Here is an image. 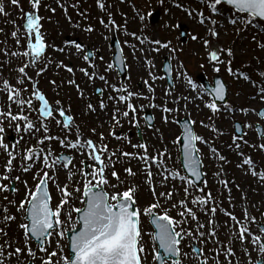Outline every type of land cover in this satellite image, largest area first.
I'll list each match as a JSON object with an SVG mask.
<instances>
[{
    "label": "snow or ice",
    "instance_id": "1",
    "mask_svg": "<svg viewBox=\"0 0 264 264\" xmlns=\"http://www.w3.org/2000/svg\"><path fill=\"white\" fill-rule=\"evenodd\" d=\"M31 10L25 12L20 0H11L12 5L21 7V18L25 21L23 25H16L13 21L14 29L10 35L15 41V49L12 50L0 47V57H7L8 66L17 73L15 77L17 85H13L9 79L3 78L2 69L5 66L3 59H0V154L6 157L3 170L0 171V193L13 194V198L5 196L7 204L0 205V224L10 225L11 222L18 221L17 238L15 243L8 236L5 227L0 226V264H182V257L187 256L181 245L185 238L197 241V246L191 247L192 253H199L198 264H234L236 256L233 244L239 241L241 252L247 258L246 264H264V217L257 220L248 207L242 208L243 217H237L234 211L221 209L233 223L224 227L229 229V243L224 244L219 239V229L216 227L215 213L218 210L217 202L211 191L204 192L197 182L207 184L204 176L203 166L205 158L211 157L214 161L220 162V169L216 175L224 171V165L231 163L228 156L216 147V141L226 133L220 129L214 122L205 123L199 121L200 125L215 135L212 139L205 137L195 131V120L185 118L181 122L178 115L169 114L179 113L181 107L186 111L189 101L199 99L213 116H217L221 111L232 114L237 111L236 107L230 102L220 104L218 101H225L227 95V85L222 79L215 80V86L211 88V100H205L200 92L195 96L188 95L176 96V89L173 85L165 91V101L163 104L155 103L156 89L148 80V94L142 92H133L129 86L121 84L119 86L110 84L105 75L97 70L96 52L88 51L87 46L76 40H65L64 46L49 43L46 40V33L43 31V20L45 17L40 15V9L43 6L42 0H28ZM165 0H159L163 4ZM57 3L66 14V19L71 21L72 17L67 15L68 8H77L78 5H68L65 0H57ZM97 7L102 12H107L105 0H96ZM175 7L184 11L190 19L204 27L205 36L199 37L193 33L191 40H201L206 50V59L214 72L219 73L221 66L225 67L227 73L236 80L243 79L250 85L257 88V98L264 102V84L257 85L251 76L242 70L232 67L233 60L237 55L234 47H224L223 45H212V40H219L222 33L235 32L238 36L251 28L257 29L256 34L251 36L257 48L264 52V39L259 38L260 33H264V0H199L203 5L201 9H193L181 3L180 0H172ZM47 10L55 13L56 9L50 5ZM204 8L208 10L205 13ZM166 12L170 10L166 9ZM0 14H7L3 0H0ZM83 15V14H81ZM109 20L100 18L99 22L106 29L118 32L121 25L117 24L115 19H111V13L108 12ZM149 16L151 13L148 14ZM141 22L145 16L137 12ZM51 19L50 17L48 18ZM169 21L165 23V29L176 27ZM80 27V25H76ZM95 29L91 24L84 28L85 32L91 33ZM3 29H0L2 32ZM23 31V37L21 36ZM125 35L134 37L140 47L130 45L133 53L136 51L144 52L143 64L146 65L151 81H156L158 77L152 69L155 68L153 59L148 58L149 52H161L162 49H170L169 55L176 53L178 49L171 47V41H164L160 38L151 39L146 36L138 35L136 32L129 33L126 24L123 26ZM108 39V37H104ZM4 41H0L3 44ZM125 44L129 41L125 40ZM153 47H144L145 44ZM235 43V42H233ZM52 48L54 51L75 56L87 65L80 67L79 71L88 78V82L96 79L103 81L105 85L112 89L116 95H109L108 101L115 103V108L111 119L115 124H120L121 118H129L130 123H135L140 127V121L136 114L138 108L143 110L145 105L134 104L133 98L149 100L148 107L160 109L162 121L165 124H176L179 126L178 134L170 133L173 136L172 145L177 147L176 158L181 160L180 168L186 170L188 175L181 171L169 167L167 160L172 159L173 155L167 145L157 148L154 153L149 152V145L145 143L135 144L132 147L142 149V152H126L123 149L114 150L109 154L108 145L104 143L97 144L91 138H86L75 117L70 115L71 104L67 108L63 106L60 99L50 102L45 92L39 86V77L46 73L51 66L57 70L63 69L73 76L72 79L58 83L51 79L48 83L53 90L58 93L63 83L74 87L81 100L85 99V90L75 78L76 67L71 63H65L63 59L54 58L47 50ZM74 49V51H72ZM123 50L121 49V52ZM244 50H241L243 54ZM25 58L19 65L12 68L13 58ZM103 60V57H99ZM140 60V57H137ZM259 59V57H257ZM125 58L121 56L119 63L123 65ZM264 62V61H262ZM203 67V65H201ZM112 69L109 63L104 71ZM167 71H172V65H166ZM184 65L180 62L179 77L181 82L190 89H196L197 84L193 82L191 76H188L183 70ZM30 70V71H29ZM264 78V71L260 72ZM169 79H173L169 76ZM30 85V88H29ZM95 91L103 96L104 89L96 88ZM204 91H209L205 89ZM28 93L27 97L24 95ZM6 97V98H4ZM167 97H172L173 106H169ZM181 101L183 105L181 106ZM34 102H38V107H34ZM125 105L122 110L120 105ZM15 105L17 111H13ZM107 102L102 98L99 100V108L106 109ZM199 107V105H197ZM85 109L91 113L96 111V105L90 100L85 103ZM240 113L247 116L255 114L258 119L264 120V108L255 109L251 107H240ZM36 113L35 119L32 113ZM190 115V113H188ZM147 127L154 128L151 123L155 116L145 115ZM5 122L8 127L13 128L18 134L15 143L11 145L4 140ZM53 122L60 129L59 135L51 134ZM244 128H252L251 123L243 125ZM96 132V129H92ZM242 131L240 122H235V131L231 136V142L227 144V149L234 152L238 161L236 167L245 175L253 177L258 183L264 185V167L261 163L254 160L251 155H246L244 147H251L257 151L264 152V139L258 144H250L244 135H237ZM256 131L264 133V128L256 125ZM21 133L29 134L35 138V144H29L27 147L18 148L20 141L24 139ZM43 133V135H37ZM111 135L117 139H126V136H117L113 130ZM158 140L164 139V134L156 130ZM75 137L73 139L72 137ZM100 140H104V134L99 133ZM55 140L62 148L77 150L86 160H81L82 168L73 171L75 165H72L74 156L68 154H54L51 141ZM49 143L46 144L45 142ZM203 146V147H202ZM207 148V152L204 151ZM120 156L127 157L130 163L136 159L142 163L145 183L148 185L151 201L141 206L137 197L139 185L130 183L123 191H120L122 184L127 181L121 180L119 172L115 170L116 162ZM19 158V159H18ZM91 163H88V161ZM39 165V166H38ZM72 165V168L69 166ZM155 168V172H154ZM90 169V170H89ZM112 169L110 175L115 178L116 183H111L106 171ZM22 174H31V183L29 179H21V175H13L14 171ZM52 174L50 175V171ZM64 171L66 178L72 181L73 187L69 190L67 183L61 185L58 182V173ZM127 177L138 175L132 167L123 169ZM79 176L77 182L75 177ZM160 176V187L163 191H157L154 177ZM181 182V188L185 196H191V199H179L173 202L174 195L180 191L176 188L175 181ZM9 181V183H5ZM169 181H172L169 185ZM23 186V192L19 198L15 194L21 193L17 183ZM52 182L59 193V199L53 203V196L49 184ZM221 186L228 190V199L230 203L233 200L231 188L232 181L222 179L219 181ZM190 188H198L200 195L192 196ZM239 188V185H237ZM243 192V190L241 189ZM247 200V194H244ZM73 200L79 202L76 206ZM195 205L201 208L211 219L207 222H201L197 212L189 205ZM10 208L15 209V213L10 212ZM175 210L176 216L170 215ZM178 217V219H177ZM145 221L147 223L145 224ZM195 221V229L185 227L184 225ZM208 225H212L208 228ZM255 225L257 231H253ZM207 228V231L205 229ZM8 237V239H4ZM55 237V248H51ZM65 239L67 243L65 244ZM21 240L23 244H21ZM212 241L219 247L211 250L212 255L207 254V249L200 248L199 243L207 246ZM35 245V247H33ZM253 252L257 253V258L253 259ZM223 255L224 261L219 257ZM149 257L151 260L149 261ZM235 264H241V261H235Z\"/></svg>",
    "mask_w": 264,
    "mask_h": 264
},
{
    "label": "rangeland",
    "instance_id": "2",
    "mask_svg": "<svg viewBox=\"0 0 264 264\" xmlns=\"http://www.w3.org/2000/svg\"><path fill=\"white\" fill-rule=\"evenodd\" d=\"M6 7V15L0 14V29H3L0 32V41H4L3 44H0V47L7 46L12 50H16L14 45L15 41L11 37L10 33L14 29L13 21H15L16 25H23V19L21 18V7L18 5H12L11 0H3ZM68 5H78L77 8L69 7L67 15L72 17L71 21L66 19V14L60 5L57 3V0H42L43 6L40 9V15L45 17L43 20V31L46 33V40L49 43H54L59 46H64L65 40H76L77 42H81L86 46H89L92 51L96 52V62H97V70L100 74L105 75L110 84H115L117 86L121 84H126L129 86V90L133 92H142L148 94L147 85L144 83L145 80H148L149 83L153 85L156 89L155 95L156 100L155 103L163 104L165 101V91L168 89L164 76L162 74V58L166 56L167 60L172 65V80L173 85L176 89V96L181 94L195 96L197 92H200L203 95L205 100H211V97L207 91H204L200 82L197 80L196 76L199 73H203L206 78L211 81L214 75H219L221 79L227 85V100L225 103L230 102L233 106L236 107L237 111L232 113L231 115L221 111L217 116H213L212 113L204 107L199 99L188 102V108L185 111L183 107H181V111L179 113H171L169 114L170 119L172 116L178 115V117H189L191 120H195L197 123L194 125L195 131L199 134L204 135L205 137L212 139L215 135L209 130L202 127L199 121L203 120L205 123L211 121L214 122L220 129H222L226 134L221 136L219 140L216 141V147L221 150L224 154H226L231 161V163H227L224 165V171L220 173V176H217L216 173L220 169V162L214 161L211 157L205 158L203 171H204V179L207 180V184L201 183L199 187L204 189V192L207 193L211 191L213 197L215 198L218 206V210L215 213V222L216 227L219 229V239L224 242L225 245L229 243V229L224 227L225 222L227 224H232L233 221L224 214L221 209H227L228 211H234L237 217L242 218V208L248 207L250 213L257 217V220H260L264 217V185L258 183L253 177L245 175L239 168L236 167V163L238 161L237 155L229 151L227 149V144L231 142V136L234 132L233 121H240L242 124L243 133L241 135L245 136V139L249 141L250 144H258L264 139V134L262 138H259L254 129V123L258 122L264 128V120L258 119L255 114H249L247 116L243 115L238 111L240 107H251L255 109L264 108V102L260 101L257 98H253L257 94V88L250 85L248 82L243 79L236 80L234 77L230 76L225 70L224 66H221V71L216 73L213 71L211 65L206 59V50L203 47L201 40H191V35L193 33L197 34L199 37L205 36V29L197 22L193 21L188 17V15L182 11L180 8H177L172 3V0H165L163 4L159 3V0H105L107 12H102L98 7L96 0H65ZM181 3L186 6H190L193 9H201L203 5L199 3V0H180ZM20 5H22L25 12L31 10V5L28 0H20ZM50 5L55 8V13L47 10V7ZM168 9L170 12H166ZM145 16L143 22H141L137 16V12ZM153 11H158V19L154 22H150L148 15ZM206 14H208V10L204 8ZM108 12L111 13V19H115L116 23L121 25V30L118 32H114L113 30L106 29L103 25L100 24L99 20L103 17L106 21L110 19ZM83 14V15H81ZM51 18L50 20L48 18ZM171 22L172 25H184L186 30V41L184 43L179 41V29L178 26L171 27L165 29V23ZM89 24L93 26L95 29L93 32L88 33L84 31ZM126 24L127 30L129 33L136 32L138 35L146 36L151 39L160 38L164 41H171V47L178 49L176 53H172L169 55L170 49H162L161 52H149L148 58L153 59L155 63V68L152 71L158 76L162 77L161 79H157L156 81H151L148 73V69L145 64H143V58L145 56L144 52L136 51L133 53V50L130 45H136L137 48L140 47L138 41L132 37L131 35H125L123 31V26ZM76 25H80V27H76ZM257 29L251 28L248 32L243 34V37L238 36L235 32L229 31L227 34L222 33L219 40H212V45L216 44L223 45L224 47H234L237 51V55L233 60L232 67L235 69H239L247 72L251 78L256 81L257 85L264 84V78L260 76V72L264 71V52L260 51L256 44L252 42L251 36L256 34ZM23 31H21V36L23 37ZM108 37L105 39L104 37ZM117 37V40L123 50V57L125 58V64L127 66V72L123 78H120L118 74H116V70L112 65V69L109 71H104L109 63H111V55L113 52V48L110 47L109 41L111 37ZM259 38L264 39V33L259 34ZM129 41L128 44H125L124 41ZM235 42V43H233ZM144 47H153L152 45L145 44ZM241 50L243 54H241ZM74 51V49L72 50ZM48 54H51L54 58L63 59L65 63H71L76 67L75 78L81 84V87L85 90V99L81 100L78 96L77 90L68 85L67 83H63L58 93L53 90L52 86L48 83L51 79H58V83L61 81H66L67 79H72L73 76L69 74L67 71L60 69L57 70L53 67H49L45 74L39 77V86L42 90H45V94L47 95L50 102H54L56 99H60L63 102V106L65 108L71 104V112L70 115L75 117L76 123L79 125V129L82 131L86 138H91L97 144L104 143L108 145L109 154L118 149H123L126 152H142V149H137L132 147V145L147 143L149 145V152L154 153L157 148H161L164 145L169 147L170 152L173 155L172 159L167 160V164L169 167H173L183 174L179 159L176 158L177 147L172 145L173 136L170 133L178 134L179 127L176 124H165L162 121V113L160 109H154L148 107L149 100L146 99H137L133 98V103L136 105L143 104L145 105L143 110L138 108L136 117L140 121V127H136L135 123H130L129 118H121L120 124H115L111 119L112 113L115 108V103L113 101H108L109 95H116L103 81L96 79L93 82H88V78L84 76L82 72L79 71L80 67H87L86 64L80 59H77L74 55L69 57L67 54V50L64 54L54 51L52 48L47 50ZM103 57V60H100L99 57ZM140 57V60L137 59ZM259 57V59H257ZM5 62V66L2 69L3 78L9 79L13 85H17L16 76L17 73L12 71L8 66L7 57H0ZM25 58L16 59L13 58L12 68H15L17 65L21 63V61ZM180 62L184 65V71L191 76L193 82L197 84L196 89H190L181 82V78L179 77V66ZM112 64V63H111ZM203 65V67H201ZM30 71V70H29ZM18 86V85H17ZM103 88V96H95V89ZM30 88V85H29ZM3 95V94H0ZM26 97L28 93L24 94ZM6 98V97H4ZM104 99L108 107L106 109L99 108V100ZM91 101L94 105H96V111L87 112L85 109V103L87 101ZM169 106H173L172 97H167ZM71 101V102H69ZM69 103V104H68ZM181 106L183 105V101L180 102ZM199 105V107H197ZM34 107H37V103L34 102ZM123 110L125 105H120ZM74 108V109H73ZM13 111H17L15 105L13 106ZM145 111H150L155 119L153 120L154 128H149L145 124L143 119V115ZM190 113V115H188ZM33 119L36 117V113H32ZM251 123L253 125L252 128H244L243 125ZM95 128L96 132H93L92 129ZM139 130V133L137 132ZM160 130L164 134V139L158 140L156 135V130ZM115 131L117 136H126L131 143H128L126 139H117L116 137L111 135L112 131ZM104 134V140H100L99 133ZM52 135H59L60 129L53 122L51 127ZM13 135L14 140L10 141L9 136ZM24 136V139L20 141L18 148L27 147L29 144H35V138L30 137L29 134L21 133ZM37 135H43V133H38ZM18 138V134L15 132L13 128L8 127L7 122H5V134L4 140L6 143L10 145L15 143ZM75 139V137H72ZM46 144L49 142L46 141ZM51 146L54 149V154L58 153H67L69 155L74 156V160L72 161V165H75L73 171H76L83 167L81 165V160H86V156H82L79 154L77 150L65 149L62 148L55 140L51 141ZM203 147V146H202ZM2 151V150H0ZM204 151L207 152V148H204ZM244 152L246 155H251L254 160L261 163V166L264 167V152L257 151L251 147H244ZM19 159V158H18ZM6 157L0 154V171L3 170V165L5 163ZM88 163H91L89 160ZM72 165L69 167L72 168ZM39 166V165H38ZM132 167L135 172L138 173L135 177H127V174L123 171L125 167ZM142 163L136 159H132L131 162H128L127 157L120 156L119 160L116 162L115 170L119 172L121 180L127 181V183L122 184L120 187V191H123L125 187L129 186L130 183H134L139 185V191L137 192V197L141 206L150 202L152 197L149 194L148 185L145 183L144 173L142 171ZM90 170V169H89ZM50 171V175L52 174V170ZM112 169H108L106 171V175L108 176L111 183H116L115 178L111 177ZM155 172V168H154ZM13 175H21V179H29L31 183V174H22L18 170L13 172ZM74 179L79 182V176ZM222 179H228L232 181L230 183L229 188H231V195L233 197L232 202L230 203L228 196V190L223 188L219 183ZM58 182L63 185L67 183L69 185V190L71 191L73 184L72 181L67 180L66 174L64 171H60L58 173ZM154 182L156 184L157 191H163L164 188L160 187V176L154 177ZM5 183H9V181H5ZM17 183V187L21 189V193L15 194V198H19L20 194L23 192V186ZM172 181H169V185H171ZM175 185L177 189H180L173 198V202L179 199H191V196H185L184 192L181 188V182L179 180L175 181ZM239 185V188H237ZM50 191L53 196V203H55L59 199V193L55 187V184L50 182L49 184ZM243 190V192L241 191ZM190 193L192 196L200 195L198 188H190ZM247 194V200L244 199V194ZM5 196H9V199L13 198V194L10 193H0V205L7 204V201L4 199ZM73 203L76 206H80L79 202L73 200ZM193 207V210L197 212V216L200 218L201 222H207L210 217L209 214H206L201 208H198L195 205H189ZM10 212L15 213L14 208H10ZM170 215L176 216V211L173 210L170 212ZM178 219V217H177ZM18 221L11 222L10 225L4 226L0 224V226L5 227V230L8 233V236L12 238V242L15 243L17 238V233L19 229L17 228ZM147 221H145V224ZM187 227H192L195 229V221H191L184 225ZM212 225H208L210 228ZM253 231H257L256 226H252ZM207 231V228L205 229ZM4 239H8V237H4ZM194 241L197 244V241L190 240L189 238H185L182 242V249L184 252L188 253L187 256H183L182 264H198L196 257H194V253L191 251L190 244ZM21 244L23 241L21 240ZM66 244V243H65ZM200 248L207 249V254L209 256L212 255L211 250L213 248L219 247L211 240L208 242L207 246L203 243H199ZM35 247V245H33ZM51 248H55V237H53V242L50 246ZM235 248L236 256L234 258L235 261H241V264H246L247 258L243 256L241 252V244L239 241H236L233 244ZM253 259L257 258V253L253 252ZM200 257V256H199ZM221 261H224V256L221 255L219 257ZM151 257H149V261Z\"/></svg>",
    "mask_w": 264,
    "mask_h": 264
},
{
    "label": "water",
    "instance_id": "3",
    "mask_svg": "<svg viewBox=\"0 0 264 264\" xmlns=\"http://www.w3.org/2000/svg\"><path fill=\"white\" fill-rule=\"evenodd\" d=\"M157 18V15H156V13H153V18L151 19V20H155ZM180 31H181V40L182 41H184L185 39V32L183 31V29H182V26H180ZM110 46L111 47H114L115 48V52H113V56H112V62L114 63V65L116 66V68H117V70H118V74H120V76L122 77L123 75H124V73L126 72V68H125V66H124V64L123 65H120V63H119V60H120V58H121V56H122V53H121V48H120V46H119V43L117 42V39L115 38V37H113L112 39H111V42H110ZM87 50L88 51H91L89 48H87ZM168 64H170L168 61H166V58H164V62H163V71H164V73H165V76H166V78H167V83H168V85L169 86H172V80L171 79H169V76H171V72L169 73L168 71H167V69H166V65H168ZM216 79H220V77L219 76H215L214 78H213V86H210L208 83H207V80L205 79V77L203 76V75H201V77H200V79L199 80H201V82L204 84V86L206 87V89L207 90H209V92H210V90H211V88H213L214 86H215V80ZM97 93V92H96ZM97 94H99V93H97ZM214 98V97H213ZM226 100V99H225ZM222 102H224V101H218V103H222ZM145 115H151V114H149V112H147ZM185 118H183V119H181V122H183V120H184ZM188 119V118H187ZM189 120V119H188ZM147 122V121H146ZM148 123V122H147ZM146 123V124H147ZM152 123V122H151ZM242 133V131L241 132H239V133H236L237 135H240ZM259 136H262V133H260L259 132ZM181 164V163H180ZM184 170V169H183ZM185 171V173H186V170H184ZM187 175H188V173H186ZM202 179H203V176H202ZM198 184L200 183V182H197Z\"/></svg>",
    "mask_w": 264,
    "mask_h": 264
}]
</instances>
